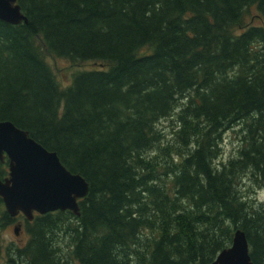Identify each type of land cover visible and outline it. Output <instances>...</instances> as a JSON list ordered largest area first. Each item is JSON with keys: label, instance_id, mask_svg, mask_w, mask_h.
<instances>
[{"label": "trees", "instance_id": "trees-1", "mask_svg": "<svg viewBox=\"0 0 264 264\" xmlns=\"http://www.w3.org/2000/svg\"><path fill=\"white\" fill-rule=\"evenodd\" d=\"M18 3L28 22L0 19V120L90 191L80 215L33 221L0 196V258L23 219L29 239L7 264H210L237 229L264 264V0ZM48 57L101 66L62 86ZM230 130L241 143L224 162Z\"/></svg>", "mask_w": 264, "mask_h": 264}, {"label": "water", "instance_id": "water-1", "mask_svg": "<svg viewBox=\"0 0 264 264\" xmlns=\"http://www.w3.org/2000/svg\"><path fill=\"white\" fill-rule=\"evenodd\" d=\"M0 19L11 24L28 22L18 0H0ZM9 159V175L0 174V196L12 217L23 214L33 221L36 214L70 210L80 215V200L90 191L87 179L70 171L56 151L47 149L29 131L11 121L0 120V159ZM20 227H15L18 234ZM210 264H254L243 229L233 243Z\"/></svg>", "mask_w": 264, "mask_h": 264}, {"label": "rangeland", "instance_id": "rangeland-1", "mask_svg": "<svg viewBox=\"0 0 264 264\" xmlns=\"http://www.w3.org/2000/svg\"><path fill=\"white\" fill-rule=\"evenodd\" d=\"M254 12V8H252V13ZM254 23L259 24L260 21L256 19L253 20ZM48 61L54 68L57 77L61 83L62 86H67L71 83L72 81V74L73 72L77 71L78 69H85V68H94V67H99L101 66L100 63L96 62H88L84 63L82 65L74 64L70 62L67 59L64 58H53V57H48ZM172 122L166 120L163 122V128H166L167 131H170ZM241 143V134L237 133L235 131H228L224 135V141H223V151H222V157L221 161H228L238 150V147ZM257 195L259 196L260 200H264V192H258ZM4 208L0 206V210ZM20 227L19 233L17 234L15 232V227ZM2 239H3V245H4V251L1 255L0 258V264H7L6 263V254L7 252L6 247L9 246H24L28 239L29 236L25 230V222L23 219H19L15 221L13 224L7 226L3 232H2ZM78 264V263H75Z\"/></svg>", "mask_w": 264, "mask_h": 264}]
</instances>
